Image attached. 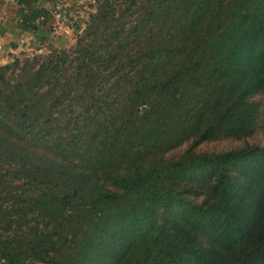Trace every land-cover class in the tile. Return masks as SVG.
I'll return each instance as SVG.
<instances>
[{
	"label": "trees",
	"instance_id": "obj_1",
	"mask_svg": "<svg viewBox=\"0 0 264 264\" xmlns=\"http://www.w3.org/2000/svg\"><path fill=\"white\" fill-rule=\"evenodd\" d=\"M51 1L15 28L75 46L0 65V264H264V147L198 150L264 130V0Z\"/></svg>",
	"mask_w": 264,
	"mask_h": 264
},
{
	"label": "rangeland",
	"instance_id": "obj_2",
	"mask_svg": "<svg viewBox=\"0 0 264 264\" xmlns=\"http://www.w3.org/2000/svg\"><path fill=\"white\" fill-rule=\"evenodd\" d=\"M95 0H77L72 4L71 6H67L71 8L72 14L76 17H80V19H87L88 14L93 11L91 6H95L94 3ZM72 3V1L69 3V5ZM63 18V17H60ZM53 32V31H52ZM52 35V36H51ZM49 38L47 39L46 42H44L41 45L40 51L36 52L34 50L33 45H28L26 46L25 43H21L20 40H18L17 43L22 44L23 48L21 49H16L13 54L17 55V58L21 61L26 57H32L34 54L38 53H45L47 50L53 48V49H58V48H65V49H72L75 46L76 42V35L72 30H65L64 28L61 27V29H56V32L54 31V34L51 33ZM1 51V50H0ZM5 53V52H4ZM255 101L260 110V119L262 120L264 124V93L261 95H256L255 97L252 98V101ZM245 143H249L253 146H259V147H264V130L260 132L259 134L257 133L253 138L247 139V141H234V140H220L218 142L214 143H209L207 145H201L198 150L199 151H208V152H219V151H225V150H232L236 148L243 147ZM185 150L182 149L181 152Z\"/></svg>",
	"mask_w": 264,
	"mask_h": 264
},
{
	"label": "crops",
	"instance_id": "obj_3",
	"mask_svg": "<svg viewBox=\"0 0 264 264\" xmlns=\"http://www.w3.org/2000/svg\"><path fill=\"white\" fill-rule=\"evenodd\" d=\"M44 1L45 2H43V6L45 8L55 11V5L52 3L51 0H44ZM56 1H58L59 3V4L56 3L57 5L56 10H60L62 7L64 8L66 6L67 2L65 1H69V2L72 1V3L74 4V2H76L77 0H56ZM17 12H18V6L15 3V0H0V50H1L0 51V65L7 63L8 53L13 54L16 49L22 50L23 45H24L23 43L26 42L25 44L26 46H28L31 44V41H32L31 34L20 32L19 30L15 28V24L18 19ZM58 13H55L54 21L52 24L53 34H54V31L56 32V29L60 30L61 27L64 28V31L71 30L69 25L65 23V19L60 18L62 17V15L60 14L61 15L60 16ZM18 40H20V42L23 45L17 43Z\"/></svg>",
	"mask_w": 264,
	"mask_h": 264
},
{
	"label": "built area",
	"instance_id": "obj_4",
	"mask_svg": "<svg viewBox=\"0 0 264 264\" xmlns=\"http://www.w3.org/2000/svg\"><path fill=\"white\" fill-rule=\"evenodd\" d=\"M94 3H96V0L94 1Z\"/></svg>",
	"mask_w": 264,
	"mask_h": 264
}]
</instances>
